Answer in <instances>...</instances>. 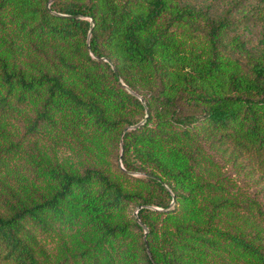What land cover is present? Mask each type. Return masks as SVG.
I'll use <instances>...</instances> for the list:
<instances>
[{
  "label": "trees",
  "instance_id": "obj_1",
  "mask_svg": "<svg viewBox=\"0 0 264 264\" xmlns=\"http://www.w3.org/2000/svg\"><path fill=\"white\" fill-rule=\"evenodd\" d=\"M0 264H264V0H0Z\"/></svg>",
  "mask_w": 264,
  "mask_h": 264
}]
</instances>
